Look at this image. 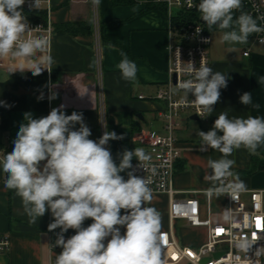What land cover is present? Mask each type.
Listing matches in <instances>:
<instances>
[{
    "label": "crops",
    "instance_id": "crops-1",
    "mask_svg": "<svg viewBox=\"0 0 264 264\" xmlns=\"http://www.w3.org/2000/svg\"><path fill=\"white\" fill-rule=\"evenodd\" d=\"M51 6L54 36L50 71L45 69L39 75H33L31 71L13 72L15 62L11 58L3 59L0 65V114L8 118L7 129L0 132L4 154L13 150V141L20 125L25 122V113L41 118L63 105L62 111L66 115L74 111L82 113L84 123L91 130L89 139L98 141L103 131H114L124 137L110 140L106 145L119 164V154L125 149H146L135 139L138 132H164V119L158 112L163 104L154 96L168 79L169 22L165 9L133 0H100L101 39L97 43L91 0H51ZM87 22H91L92 33L71 34L63 30L67 24ZM210 35L211 67L213 71L227 73V87L220 89V99L206 119L196 120L192 118L194 114L191 111L183 112L181 126L176 132L181 156L176 162L173 183L174 188L181 192L178 197L199 192L197 197L202 204L203 215L206 202L203 191L210 187L204 176L208 172L211 174L207 161L209 158L220 159L222 154L212 149L201 151L198 131L211 130L221 112H227L229 118H264V44L260 47L254 41L229 44L221 42L220 36L214 39L211 31ZM247 48H250V54L245 56L243 53ZM124 54L137 65L135 82L124 80L117 68ZM49 78L53 84L51 96L55 94V99H50L46 89ZM245 92L252 94L250 105L240 102L239 98ZM140 93L148 98L139 99ZM79 126L76 124L75 129ZM257 153L252 155L241 147L229 157L235 161L233 171L247 186V190L241 193L244 201H248L250 190L264 189V169L249 173L254 163H264V144L258 147ZM135 160L133 158L131 163ZM44 163L41 162V167ZM128 171L130 169L120 173L125 180L128 179ZM5 180L6 174L0 169V236H7L10 240L9 250L0 254V264H54L55 256L62 252V248L55 246L57 236L53 240V231L48 230V225L53 222L51 211H46L36 223H30L23 211L21 198L14 190L5 188ZM212 200L213 218L224 221L223 213L228 209L227 195L212 196ZM169 203V195L160 193L154 194L149 205L160 212L162 230L173 228L174 236L183 246L201 245L206 239V229L191 227L181 220L171 223ZM86 220L88 226L93 222L90 218ZM120 230L121 234L125 232L123 227ZM64 236L65 239L71 237Z\"/></svg>",
    "mask_w": 264,
    "mask_h": 264
},
{
    "label": "clouds",
    "instance_id": "clouds-1",
    "mask_svg": "<svg viewBox=\"0 0 264 264\" xmlns=\"http://www.w3.org/2000/svg\"><path fill=\"white\" fill-rule=\"evenodd\" d=\"M26 0H0V59L11 58L14 71H31L39 75L50 71L52 58L47 54L48 41L42 36H29L34 31L22 6ZM40 0H34L37 8ZM98 6L100 0H91ZM193 7V0H187ZM242 0H200L197 10L208 29L214 26L224 31L221 42L247 43L251 34L264 32L252 15L240 11ZM200 31V29H197ZM124 80L135 82L137 65L126 54L117 65ZM184 71L192 78L180 80L170 92H182L181 104L197 107L201 118L211 115L220 99V89L227 87V73L213 71L201 62L197 68L187 62ZM195 99L189 102V94ZM53 94L50 99H55ZM244 105L252 103V94L240 96ZM53 108L47 116L33 118L25 113V122L19 127L14 147L0 157V169L6 174L5 188L14 190L21 198L23 211L30 223L50 210L53 222L48 230L57 228L55 246L62 252L55 256L54 264H165L162 258L163 236L160 212L151 205L154 199L151 180L128 171L125 180L121 172L132 168L137 159L145 169L151 156L143 148L125 149L119 154V164L106 147L110 140L123 139L114 131H105L98 141L89 139L90 128L82 113L66 115ZM79 128L75 129V125ZM222 133V134H220ZM201 151L208 149L221 153L220 159L207 161L204 180L209 182L207 195L216 198L225 194L235 199L247 190L239 175L233 171L235 161L229 157L241 147L256 155L264 144V118H229L221 112L211 130L198 131ZM41 162H45L41 167ZM155 171V169H153ZM124 210V214H121ZM93 222L84 227V221ZM223 220L230 222V210L225 209ZM121 227L125 232L121 234ZM74 229L75 234L65 239L64 233ZM253 241L238 239L235 247L245 254L241 264H248L247 252ZM264 254V248L257 255Z\"/></svg>",
    "mask_w": 264,
    "mask_h": 264
},
{
    "label": "built area",
    "instance_id": "built-area-1",
    "mask_svg": "<svg viewBox=\"0 0 264 264\" xmlns=\"http://www.w3.org/2000/svg\"><path fill=\"white\" fill-rule=\"evenodd\" d=\"M133 1L160 5L165 9L169 22L167 45L169 66L167 82L165 86L158 89L154 96L155 100L163 104L158 112L159 116L164 119V132L142 130L136 134V141L146 148L145 152L151 156V160L145 164L144 169L136 159L131 163L130 171H134L138 177H146L151 180L150 186L154 194L165 193L169 195L168 213L171 223L181 220L191 227L206 229V239L197 247L181 245L174 236L173 228L161 230L163 236L162 258L165 256V264H241L245 254L235 247V242L238 239H248L253 241L246 254L250 260L248 264H264V254L257 255V251L264 248V189L250 190L248 201L242 199L241 193L237 194L235 199L226 194L232 220L225 222L213 218L214 204L212 197L207 195V190L203 191L206 196L205 215H203L202 204L197 197L199 192L193 191L188 197H178L177 195L181 192L176 190L173 185L176 162L181 156L176 132L181 126L183 112L191 111L199 119L208 117L201 118L196 114L197 107L194 104H181L179 101L183 95L182 92H177L175 95L170 92L178 81L192 78L184 71L187 62H193L197 68L201 62L211 67L209 46L212 43V37L207 26L200 21V13L197 10L200 0H193V7L188 6L187 0ZM33 4L34 0H26L22 6L23 11L43 10L45 17L33 19L23 13L27 17L30 27L34 29L28 35L46 38L48 41L47 54L50 55L51 42L54 36V26L50 17L51 0H40L37 8L33 7ZM242 10L257 19L259 26L264 27V0H242ZM93 11L94 24L96 25L95 37L99 43L101 32L98 6H93ZM190 14H196L198 19L191 20L188 18ZM252 35L254 41L264 44V32ZM243 54L248 56L250 48L244 50ZM97 60L100 66L99 54ZM2 62L3 59H0V65ZM52 87V80L49 78L46 89L50 96ZM138 98L147 99L148 97L140 93ZM188 99L190 102L195 97L190 93ZM4 150L0 140V157L3 156ZM9 248V238L0 236V254L5 253Z\"/></svg>",
    "mask_w": 264,
    "mask_h": 264
},
{
    "label": "trees",
    "instance_id": "trees-1",
    "mask_svg": "<svg viewBox=\"0 0 264 264\" xmlns=\"http://www.w3.org/2000/svg\"><path fill=\"white\" fill-rule=\"evenodd\" d=\"M149 7H154L156 8V6H149ZM240 11L238 10L236 12H234V18L238 17L240 15ZM244 12V11H243ZM23 13H25L27 15V17H31L33 19H43L45 17V11L43 10H39V11H23ZM187 15V14H186ZM191 20H197L198 16L196 14H190L188 15ZM184 17H186L184 15ZM187 18V17H186ZM208 29V26H207ZM64 32H69L71 34H75V33H92V27H91V22H87V23H80L79 25H73V24H67L63 27ZM210 30V29H209ZM60 31L62 32V26L60 27ZM0 132L7 129L8 127V118L4 115V114H0ZM253 170L250 171L249 173H253L254 171H259L261 169H264V163L263 164H256L254 163V167L252 168ZM88 220L84 221L83 226L87 227L88 226ZM60 232V229L58 228L57 230L52 232V238L53 240H55L57 233ZM75 234V230L73 229H69L66 233H64V235H74Z\"/></svg>",
    "mask_w": 264,
    "mask_h": 264
},
{
    "label": "rangeland",
    "instance_id": "rangeland-1",
    "mask_svg": "<svg viewBox=\"0 0 264 264\" xmlns=\"http://www.w3.org/2000/svg\"><path fill=\"white\" fill-rule=\"evenodd\" d=\"M229 30H231V29H228V30H221V29H219V28H217V27H213L212 29H210V31L212 32V36H213V38L215 39L217 36H220V37H222V35H223V32L224 31H229ZM254 41V38H253V36H249V38H248V42L249 43H251V42H253ZM254 44H256V46L257 47H260L261 45H263L262 43H257L256 41H254Z\"/></svg>",
    "mask_w": 264,
    "mask_h": 264
},
{
    "label": "water",
    "instance_id": "water-1",
    "mask_svg": "<svg viewBox=\"0 0 264 264\" xmlns=\"http://www.w3.org/2000/svg\"><path fill=\"white\" fill-rule=\"evenodd\" d=\"M200 21L203 22V23L207 26L206 22L203 21L202 18H200ZM192 118H193V119H196V120L199 119L196 115H193ZM217 255H219V254H217Z\"/></svg>",
    "mask_w": 264,
    "mask_h": 264
},
{
    "label": "snow or ice",
    "instance_id": "snow-or-ice-1",
    "mask_svg": "<svg viewBox=\"0 0 264 264\" xmlns=\"http://www.w3.org/2000/svg\"><path fill=\"white\" fill-rule=\"evenodd\" d=\"M219 231V230H218Z\"/></svg>",
    "mask_w": 264,
    "mask_h": 264
}]
</instances>
